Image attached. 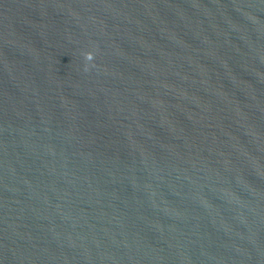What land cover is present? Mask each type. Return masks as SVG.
Wrapping results in <instances>:
<instances>
[{
    "label": "water",
    "instance_id": "1",
    "mask_svg": "<svg viewBox=\"0 0 264 264\" xmlns=\"http://www.w3.org/2000/svg\"><path fill=\"white\" fill-rule=\"evenodd\" d=\"M0 264H264V0H0Z\"/></svg>",
    "mask_w": 264,
    "mask_h": 264
},
{
    "label": "clouds",
    "instance_id": "2",
    "mask_svg": "<svg viewBox=\"0 0 264 264\" xmlns=\"http://www.w3.org/2000/svg\"><path fill=\"white\" fill-rule=\"evenodd\" d=\"M84 55H85V58L86 59H89L90 60L92 58V54L90 52L85 53Z\"/></svg>",
    "mask_w": 264,
    "mask_h": 264
}]
</instances>
